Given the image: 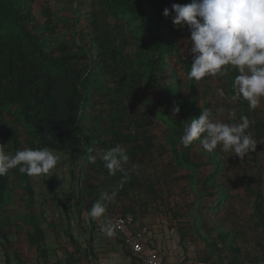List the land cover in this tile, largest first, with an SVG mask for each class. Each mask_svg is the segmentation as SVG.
<instances>
[{
    "label": "trees",
    "instance_id": "trees-1",
    "mask_svg": "<svg viewBox=\"0 0 264 264\" xmlns=\"http://www.w3.org/2000/svg\"><path fill=\"white\" fill-rule=\"evenodd\" d=\"M179 1L182 5L192 3V0ZM179 1L93 0L103 17L93 11L91 31L85 35L86 41H80L77 34L71 43L63 34L61 21L50 5H37L36 0H0V146H4L3 151L6 153L15 154L17 150L25 149V139L28 148L46 147L66 156L73 168L83 162L87 167L85 170L97 180L79 178L73 192L76 193L79 212L85 213L91 230H95L98 221L93 220L88 212L103 191L116 192L113 201L107 203L106 217L112 221L118 214H135L142 209L143 204H152L158 211L166 214L163 212L164 206L162 207L163 202L166 203L163 200L164 192H169L170 187L178 185L181 179L195 182L202 197L214 195L217 201L215 216H218L216 213L225 201L224 196H227L228 185L219 181L224 160L220 153L203 150L198 141L188 148H184L179 142L184 125L190 123L191 119L198 118L203 108L212 107L210 102L201 107L198 91L200 82L187 79L193 60L180 51V27L163 15L164 9L179 4ZM85 2L86 0L84 4ZM72 3L76 10L78 1L72 0ZM77 11L80 16L85 17V14ZM108 18H113L117 24L103 26V20ZM128 25L132 27L131 35L128 34ZM130 36L136 45L133 52L128 51ZM171 62L175 67H171ZM237 74L229 69V74L222 76L225 80L224 87L240 107L241 119H248L249 131H254L256 139L262 141L264 116L258 109L250 110L247 101L237 97L233 89ZM179 75L184 76L186 81H180ZM150 86L161 92L158 113L171 128L167 139L172 163L167 167L169 170L162 165L160 169L150 171L147 178L131 167L136 164L138 157L152 154L154 137L146 134L141 142L137 131L141 126L134 124L133 120L129 121L128 116L133 114L137 120L140 115L143 119L141 121H147L150 125L153 124V113L146 111L144 114H135L138 112L134 110L135 105L128 106L126 101L137 95V101L145 100ZM207 89L209 87H205V93ZM100 96L105 99V102L100 103H106L108 107L106 115L96 111V100ZM175 106L180 108L178 115H173ZM8 117L19 121L21 134L17 130L11 131L9 148H6L3 132L7 128ZM262 143L264 144L263 141ZM118 144L126 149L130 157L128 164L124 166V172L109 175L99 155L96 164L89 163V153L85 146L92 147V154L97 155ZM200 155L208 158L211 170L207 173L200 170L203 166L198 159ZM256 158L257 155H253V161ZM252 167L251 175L245 181L252 197L253 211L248 225L253 226L249 230L256 233L258 229L260 231L259 237L253 241V248L249 249L244 243H240V240H249L250 231L247 232L245 227L231 233L222 221L215 225H211L208 220L201 222L200 234L207 243L205 252L209 254L212 250L221 258L226 256L228 264H264V182L262 175L254 171L257 163ZM154 168H157L156 164ZM125 173L127 180L122 182ZM170 174H177L174 177L176 180L170 181ZM37 179L38 177L19 173L18 169L0 176V244L5 250L11 246L5 229L8 222L6 211L13 203L15 185L28 196L29 210L25 217L30 227L28 244L37 249L39 257L47 264L50 238L54 236V241L62 244L64 233L57 232V225L53 221L47 225L53 228L54 233H46V211L34 212L37 206L42 205L35 199ZM54 191L53 198L59 201ZM144 192L147 199L142 200L139 196ZM58 205L64 207L63 201L60 200ZM167 208L177 221L183 218L180 209L171 205ZM66 215L69 217V213ZM83 221L84 219L81 223L85 222ZM66 229L78 252L81 249L72 234L70 222ZM184 232L186 231H180L183 242L187 236ZM114 237L131 254L123 235L116 231ZM94 240L93 237L90 239L86 253L83 254L86 264L88 258L92 261L95 257L91 248ZM9 249L11 247L8 251L15 252L14 249ZM64 249L67 250L66 247ZM65 251L63 252L67 255ZM207 254L200 252L196 256L199 260H193L192 264H208L210 260ZM6 263H9L8 254Z\"/></svg>",
    "mask_w": 264,
    "mask_h": 264
},
{
    "label": "rangeland",
    "instance_id": "rangeland-1",
    "mask_svg": "<svg viewBox=\"0 0 264 264\" xmlns=\"http://www.w3.org/2000/svg\"><path fill=\"white\" fill-rule=\"evenodd\" d=\"M76 1H78V7L75 10V4L72 3V0H36L37 5L48 4L52 7L57 19L61 21L60 26L62 28L63 34H65L66 39L71 43L73 42L77 34L79 35L78 39L80 41H86L85 35L89 33V31H91L90 22L93 11H96L99 17H103V14L101 13L98 6L93 3V0H86L85 4V0ZM179 4H181L180 1ZM171 9L172 7L169 8L170 11ZM77 10L85 14V17L80 16ZM174 15L175 13L173 11L172 14L168 16V18L172 19ZM115 24H117V22L113 18L103 20V26H113ZM127 30L129 31L128 34L131 35V25L127 26ZM178 37L179 45L181 47V53L193 60L194 57L191 53L189 42L190 29L187 26L180 27ZM135 49V41L131 37L129 38L128 51L133 52ZM171 64V67H175L172 62ZM179 79L180 81H186L185 77L182 75H179ZM198 86V91L201 96L200 105L201 107H204L207 102H210L212 104L210 110L212 111L214 118L220 119L225 123H238L241 121L240 107L237 105V103L234 102L232 96L224 87L225 80L224 78H222V76H209L208 78L206 77L205 79L200 81ZM185 87L184 90L186 92ZM205 87H209V89L206 90V93L204 92ZM138 97V95L136 96V98L130 97V100H127L126 104L128 106L130 104L135 105L134 110L136 112L138 111L135 114H144L146 111H152L153 113V124L150 125L147 124V121H141L143 119L140 118V115H138V121L134 119L133 114L128 116L129 121L133 120L134 124H139L141 126V129L137 130L140 134L141 142L144 141L143 137L146 134L148 136L154 137V149L152 151V154L140 156L135 160V166H138L137 170L140 171V174L146 175V177L149 178L150 171L158 170L162 165H164L163 168H167L170 163H172V154L167 139L168 135L171 133V128L169 127L168 123L163 120V117L158 113V101L161 100V92H159L156 87L150 86L149 88H147L145 100L137 101ZM96 101V111L103 113V115L108 114V107L106 106V103H100V101L105 102L104 97L100 96ZM220 107H223L225 111L221 114H217L216 110ZM257 109L259 110V113L264 116V103H262ZM232 112L235 113L234 117L230 116V113ZM7 120L8 124L6 130L3 132V139L6 148H9L11 131L17 130L19 134H21V129L19 121L15 120L13 117H8ZM246 131L249 132L252 138L256 141L257 148L255 152L248 154L243 159V161L236 156L230 157L232 155L231 152L224 153L220 151L219 148L215 150L216 153H220V157L224 159L223 166L219 174V181L228 185L229 189L226 190L227 196H224L225 201L219 208V212L216 213L218 214V216H215L214 214V210H217V207H215L217 201L214 195L202 197L197 190L198 188L195 185V182L191 183L189 179H181L179 180L178 185L173 184V186L170 187L169 192H164L163 200L166 201V203L163 202L162 207L164 206L163 212H165L166 214L158 211L152 204H149L147 206L143 204L142 209L138 211L140 214V216L138 217L144 219L147 217L146 215H155V217L158 216L161 219L160 225L162 226V231L166 230L172 233L173 236H170L172 241L178 242L181 246H183L184 248L186 247L187 250L190 249V251L194 252L195 254H199L200 252L202 253V251L207 254V252H205L207 251V243H205L206 240L200 234L201 222L205 220H208L211 225H215L218 222L222 221L224 227L231 233H236L239 228L245 227L247 232L250 231L248 238L249 240H240V243H244L245 247L252 249L254 244L253 241L255 238L257 239V236L259 237L260 231L258 229V233H256V231L249 230V227H253L250 224V226L248 225L253 215L251 206L252 197L247 191L248 186H246L245 181L248 179V176L251 175L250 171L253 168V164L257 163V169H255L254 171L256 174L259 173L262 175V179L264 182V144L262 143V141L264 142V138H262V141H260L259 139H256L257 136H255L254 131H249V129H247ZM23 144L25 145V149L28 148L25 139L23 140ZM255 154L257 155V160L253 161L252 158ZM58 155L60 156V161L57 168L54 169L49 175H44L43 177L39 176L36 180L35 199L36 202L42 205L37 206L35 208V211H38L39 213L42 210L46 211V217L48 218L46 221H44V225L46 226L49 221H53L56 223L59 231H62L64 233L63 240L61 242L62 244H58L56 246V250H59L62 255V252L65 251L64 247H66L67 250L65 252L68 256H70L73 251H76V248L73 245L70 236L66 232V225L68 224V222H70L73 233V229L83 227V223H81V221L84 215L79 212L80 208L78 206L76 193L73 192L76 185L75 183L77 180H79V178L83 180L89 179L91 181H96L97 178L94 175L89 174L88 171L85 170L87 169V167L83 162H79L73 168L66 156L60 154ZM198 159L203 163V166L200 169L201 171L207 173L209 170H211V167H209L208 165V158L205 155H200ZM155 164L157 165V168H154ZM169 169L170 168H167V170ZM176 176L177 174L168 175L170 181L176 180V178H174ZM13 188L15 190L13 203L10 208H8V211H6V217L8 219L7 227L8 230H14L17 229L18 226H20V230L25 233V228H30L27 225L25 218L29 210L28 196L24 190L19 189L17 186L14 185ZM53 190H55L54 192L58 200L63 201L64 207L58 205L59 201L54 200ZM163 191H165V189ZM139 197H141L142 200L147 199L146 192H144ZM168 205L180 209L183 218L177 221L174 217V214L168 210ZM165 207L167 208V210H165ZM66 213H69V217H67ZM181 230L186 231L184 233L187 236L185 237L184 242L181 241ZM74 236L77 238V235ZM78 238L80 237L78 236ZM22 240H24V237L22 238ZM206 256L210 260L208 264L229 263L226 256H222L223 258H221L218 256L217 252H213L212 250ZM0 259H2L1 255ZM197 259L198 257L196 258V260Z\"/></svg>",
    "mask_w": 264,
    "mask_h": 264
},
{
    "label": "clouds",
    "instance_id": "clouds-1",
    "mask_svg": "<svg viewBox=\"0 0 264 264\" xmlns=\"http://www.w3.org/2000/svg\"><path fill=\"white\" fill-rule=\"evenodd\" d=\"M173 11L172 23L178 28L187 26L190 29L189 42L194 59L187 79L200 82L209 76H227L232 69L238 73L233 82L237 97L247 101L250 110L264 103V0H192L190 4H173L171 11L164 9L163 15L168 17ZM216 111L221 114L225 109L220 107ZM179 112V106H175L173 115ZM249 126L246 117L238 123H225L214 118L210 109L203 108L198 118L184 125L179 142L188 148L198 141L207 152L219 148L243 161L257 148L256 141L246 131ZM85 147L89 163L96 164L99 155L111 176L124 172L130 160L126 149L119 144L97 155L92 154V147ZM3 148L0 146V176L13 169L29 177L49 175L60 161V156L46 147L17 150L15 154L6 153ZM137 167L134 165L133 171ZM126 180L125 173L122 182ZM115 196V191L101 192L88 212L108 237H113L119 227L106 217L107 203Z\"/></svg>",
    "mask_w": 264,
    "mask_h": 264
},
{
    "label": "crops",
    "instance_id": "crops-1",
    "mask_svg": "<svg viewBox=\"0 0 264 264\" xmlns=\"http://www.w3.org/2000/svg\"><path fill=\"white\" fill-rule=\"evenodd\" d=\"M82 215V219H84L85 221H83V227L78 228L79 230L73 229L72 233L73 235H77V238L75 236L74 238L78 243L77 246H79L81 250H79L78 252L73 251L71 253L72 257L63 254V252L61 255L59 250H56V246L60 243L54 241V236H52L48 242L49 258L47 264H86L83 254L86 251L90 239L92 237L93 239H95L96 236L94 234V230H91L89 228L87 216L85 215V213H82ZM138 216H140V214L137 211L135 213L136 223L129 229V233L137 235L138 231L143 225L152 226V234L145 239L147 240L149 247L160 249L166 264H184L185 260L193 261L196 259V254L194 252H191L190 249L187 250L186 247L184 248L178 242L171 240L170 236H173L172 233L166 230L162 231V226L160 225L161 219L158 216L155 217V215H146L147 217L144 219ZM7 226L8 224H6L5 229L9 234L11 246L7 247V250H5V248H3L0 244V253L2 252L0 254L2 257V259H0V264H46V261H42V259L39 257L37 249L31 248L28 244L27 234L29 233L30 228H25L24 233L22 230H20V226H18V228L16 227L17 229L14 230H8ZM44 229L48 234L54 233V230L51 226L49 227L48 225H46L44 226ZM56 230L57 232H59V229L57 227ZM78 236L80 238H78ZM23 237L24 240H22ZM95 243L98 245H96ZM10 247L11 249L9 250L14 249L15 252L8 251V248ZM91 248L93 249L95 257L92 258V261H90L91 259L89 260L88 258V264H141V262L136 257L132 256L130 253H127L123 249L121 242L114 236L98 237L96 242L94 240V242L92 243ZM54 250L56 251L54 252ZM6 254H8L9 256V263H6ZM70 258L71 260H69Z\"/></svg>",
    "mask_w": 264,
    "mask_h": 264
},
{
    "label": "built area",
    "instance_id": "built-area-1",
    "mask_svg": "<svg viewBox=\"0 0 264 264\" xmlns=\"http://www.w3.org/2000/svg\"><path fill=\"white\" fill-rule=\"evenodd\" d=\"M113 221L119 224L116 231L123 235L125 244L131 254L136 257L141 264H166L164 257L159 248H151L146 237L152 234V226L143 225L137 235L129 233V229L136 223V217L133 213L118 214L113 218ZM95 242L98 237L106 236L100 231L99 222L94 230ZM108 237V236H106ZM96 244V243H95ZM98 245V244H96ZM184 264H192V260H187Z\"/></svg>",
    "mask_w": 264,
    "mask_h": 264
}]
</instances>
